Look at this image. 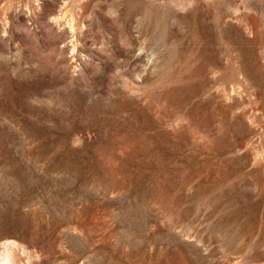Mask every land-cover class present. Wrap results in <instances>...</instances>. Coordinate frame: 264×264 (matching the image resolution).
<instances>
[{
	"label": "rangeland",
	"instance_id": "obj_1",
	"mask_svg": "<svg viewBox=\"0 0 264 264\" xmlns=\"http://www.w3.org/2000/svg\"><path fill=\"white\" fill-rule=\"evenodd\" d=\"M10 263L264 264V0H0Z\"/></svg>",
	"mask_w": 264,
	"mask_h": 264
},
{
	"label": "bare ground",
	"instance_id": "obj_2",
	"mask_svg": "<svg viewBox=\"0 0 264 264\" xmlns=\"http://www.w3.org/2000/svg\"><path fill=\"white\" fill-rule=\"evenodd\" d=\"M11 242H12V241H11ZM15 242H16V241H15ZM15 242H14V243H15ZM14 243H13V245H14ZM5 244H6V243H4V245H5ZM11 244H12V243H11ZM13 245H12V247H14ZM4 248H5V246H4ZM4 248H3V249H4ZM9 248H10V247H9ZM9 248H8V249H9ZM16 248H18V247H16ZM16 248H14V249L17 250ZM11 249H12V248H11ZM11 249H10V250H11ZM14 249H13V251H14ZM13 251H12V252H13ZM8 252H9V250H8ZM9 254H10V253H9ZM15 257H16V256H15ZM12 258H13V257H12V255H11V259H12ZM4 259H5V262H4V263H9V262H11V259H10V257H8V256H6V258H4ZM13 259H14V258H13ZM12 262H13V261H12ZM10 264H11V263H10ZM12 264H13V263H12Z\"/></svg>",
	"mask_w": 264,
	"mask_h": 264
}]
</instances>
